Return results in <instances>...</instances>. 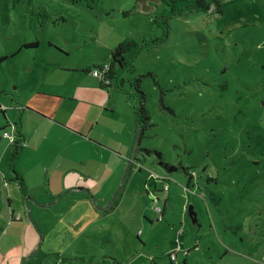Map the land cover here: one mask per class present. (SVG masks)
<instances>
[{"label": "rangeland", "instance_id": "rangeland-1", "mask_svg": "<svg viewBox=\"0 0 264 264\" xmlns=\"http://www.w3.org/2000/svg\"><path fill=\"white\" fill-rule=\"evenodd\" d=\"M69 1L0 0V219L14 197L4 131L29 139L13 162L28 191L37 180L57 194L39 208L25 198L21 234L0 231V264H264V0H214L210 13L179 0ZM171 2L183 12L164 30ZM155 36L125 74L142 75V161L137 93L81 70ZM80 95L90 100H69ZM156 152L198 183L186 189Z\"/></svg>", "mask_w": 264, "mask_h": 264}, {"label": "trees", "instance_id": "trees-1", "mask_svg": "<svg viewBox=\"0 0 264 264\" xmlns=\"http://www.w3.org/2000/svg\"><path fill=\"white\" fill-rule=\"evenodd\" d=\"M80 1L81 0H70L69 2L71 4H80ZM179 1L187 2V4L185 5V8L189 10V12L197 11V12L210 13L211 3L215 5L214 0L212 2L206 1V0H179ZM171 3L172 4L169 6L170 8L164 9V11L167 12V15H169L168 17L165 18V21L162 23V25H164V30H166V27H167L166 20L170 18V16L180 15L183 12L182 9L177 8L175 4H173L174 2H171ZM128 14L129 13L127 12L123 13L124 16H127ZM153 23L156 24V21L153 20ZM163 35L164 37L166 36L164 31H163ZM164 37L163 38H161L160 36H155L154 38L152 37L151 39L143 42L142 46H139L135 42L129 41V40L120 42L115 48L111 50L108 62L93 65L92 68L86 67L83 70H81L82 72H89V71L91 72V70H95V69L99 70L101 73L100 77L102 78V81H103L101 82V84L105 88L115 86L117 87V89L122 90V91L127 90V91H132V92L137 93L138 102L136 103L134 107V112L136 113V124H137L136 125L137 126V150L141 152L140 156H141L142 161L146 160L145 158L146 156L151 155V149L142 148L141 143H140L144 130L147 129L146 128L147 125H150L148 122L149 116L147 115V111L144 106L145 101H146V96L140 90V82H141L142 75L139 76L138 78L136 77L131 80V79H127L125 74L132 72L133 63L131 62H132V59L135 57L138 50L140 51L141 49H145L148 45H154V44L157 45L164 40ZM37 45H38L37 41L23 44V46L26 48H35L37 47ZM156 45H154V47ZM128 54L129 56L126 57V55ZM126 83H128L127 87L132 88V90H129L126 88ZM160 104L163 105V101H160ZM6 126H9V125H6ZM6 126H4V128ZM15 132H16L15 134L16 139L13 142H11V149H10V154H9V161H8L9 164L8 165H11V163L13 164L14 160L17 157L20 146H21V139H20L21 136L19 135L17 128H15ZM156 153L160 158L159 160L160 166H162L169 172L177 171L181 169L185 173V175L187 176V181L185 183L186 189H189L191 186H193L195 183V180H196V183H198L196 179L197 178L196 173L190 170V168L183 167V166H175L174 164L163 162L161 153L160 152H156ZM135 157H136V152L133 153V158ZM13 180L18 181L19 186L22 187V178L19 174L15 173ZM209 180H212V177L210 175L208 176V181ZM22 190L25 191V188H22ZM164 191L167 192V189Z\"/></svg>", "mask_w": 264, "mask_h": 264}, {"label": "crops", "instance_id": "crops-1", "mask_svg": "<svg viewBox=\"0 0 264 264\" xmlns=\"http://www.w3.org/2000/svg\"><path fill=\"white\" fill-rule=\"evenodd\" d=\"M88 73H90V71L89 72H84V74H88ZM86 80H91V79H86ZM94 81H96L98 83V85H99V87L101 89H105L104 86H102V84H101V82H103L101 77H99L98 79H96ZM78 97H81V98L78 99L76 97H73V99L70 98L69 100H73V101L90 100L86 95H80ZM34 121H36L37 126L39 127V125L41 124V121L38 120V119H35ZM63 123L66 124V122H63ZM17 131H18L19 135L21 136L20 137L21 143L23 142V143H27L28 144L29 143V139H28L27 135L24 137L21 134L20 130L17 129ZM9 154H10V152H9ZM17 157H18V155H17ZM14 162H15V160H14ZM13 165H14V163L12 165H8V167L14 173L13 176L10 175V177H9V180H10L9 186L13 189L14 197H11V194H6V197H7L6 201L8 203L9 212H8L7 216L5 215L6 218L4 217L5 218L4 220L0 219V224H3V227H2V229H0V231L5 230L6 234H12V235L15 236L16 234H21L20 232H22V229L24 228L23 227V228H20V229H16V228L13 227V224L22 223V221H23L22 215H21V213H22L21 209H24L25 198L27 197V199H26L27 200V204H29L31 207L36 208L37 207L36 204H41L42 205V203L47 202L49 200V198H52L51 201H53L57 194H56V192L51 190V188L49 187V183H48L47 187L49 189L48 191H50V192H48L49 193V195H48L47 191L44 190L45 186H41V184H39L37 182V180H32V184H33V189L32 190H34V191H32V190L28 191V189L25 187L26 180H25V178L23 177L22 174H19L21 176V178H22V187H20L19 184H18V181L13 180V177L15 176V173H17L14 170ZM163 179L165 180V178H163ZM76 182H77V185H83L80 182V179H78V178H76ZM64 185L68 186L69 185L68 181H65ZM165 187H166V189L168 191V185L163 186L162 190H164ZM22 188H25V191H23ZM154 188H156L155 185H154ZM17 189L19 190V192L17 191ZM61 189H63V188L60 187L59 190H61ZM13 201H15L17 203V206L19 207V210H14L13 206L10 207L9 204L12 203ZM37 208H39V207H37ZM18 214L21 217L20 220L14 219L15 216L18 215ZM3 238H4V236L0 239V242L3 240ZM176 261H177V255H176Z\"/></svg>", "mask_w": 264, "mask_h": 264}, {"label": "built area", "instance_id": "built-area-1", "mask_svg": "<svg viewBox=\"0 0 264 264\" xmlns=\"http://www.w3.org/2000/svg\"><path fill=\"white\" fill-rule=\"evenodd\" d=\"M94 72H95V74H97V75H99V76L101 75L100 71L97 70V69H95ZM3 137H4L5 139H8V140L10 141V143L13 142V141L16 139V135H15V134L12 135V134H10V133H8V132H6V131L3 132ZM164 190H166V187H165ZM157 211H158V212H161V209H160V208H157ZM19 217H20L19 215H16V216H15L16 220H18ZM180 251H181V248H180L179 246H177V248H176L174 251H172V253L169 255L170 260L173 261V262H175V261H176V255H177V253H179ZM187 252H188V251H184V254H187Z\"/></svg>", "mask_w": 264, "mask_h": 264}, {"label": "water", "instance_id": "water-1", "mask_svg": "<svg viewBox=\"0 0 264 264\" xmlns=\"http://www.w3.org/2000/svg\"><path fill=\"white\" fill-rule=\"evenodd\" d=\"M190 209H192V207H190ZM191 214H193L194 215V212L193 211H191ZM195 216V215H194Z\"/></svg>", "mask_w": 264, "mask_h": 264}, {"label": "flooded vegetation", "instance_id": "flooded-vegetation-1", "mask_svg": "<svg viewBox=\"0 0 264 264\" xmlns=\"http://www.w3.org/2000/svg\"><path fill=\"white\" fill-rule=\"evenodd\" d=\"M14 219H16V218H14Z\"/></svg>", "mask_w": 264, "mask_h": 264}]
</instances>
